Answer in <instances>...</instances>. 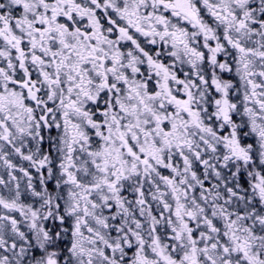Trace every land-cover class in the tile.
I'll return each instance as SVG.
<instances>
[{
    "label": "snow or ice",
    "instance_id": "6c2138e0",
    "mask_svg": "<svg viewBox=\"0 0 264 264\" xmlns=\"http://www.w3.org/2000/svg\"><path fill=\"white\" fill-rule=\"evenodd\" d=\"M0 264H264V0H0Z\"/></svg>",
    "mask_w": 264,
    "mask_h": 264
}]
</instances>
